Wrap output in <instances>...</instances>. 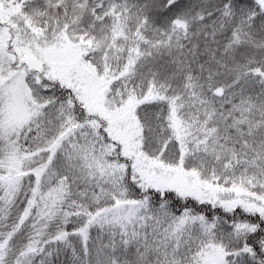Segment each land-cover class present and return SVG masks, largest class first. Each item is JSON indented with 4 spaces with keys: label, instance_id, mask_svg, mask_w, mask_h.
<instances>
[{
    "label": "snow or ice",
    "instance_id": "snow-or-ice-1",
    "mask_svg": "<svg viewBox=\"0 0 264 264\" xmlns=\"http://www.w3.org/2000/svg\"><path fill=\"white\" fill-rule=\"evenodd\" d=\"M0 264H264V0H0Z\"/></svg>",
    "mask_w": 264,
    "mask_h": 264
}]
</instances>
